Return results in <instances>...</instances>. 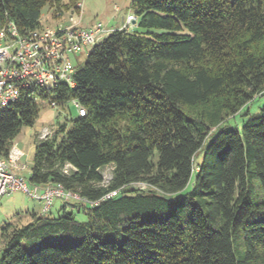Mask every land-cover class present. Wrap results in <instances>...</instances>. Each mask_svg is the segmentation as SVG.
<instances>
[{
    "label": "trees",
    "instance_id": "1",
    "mask_svg": "<svg viewBox=\"0 0 264 264\" xmlns=\"http://www.w3.org/2000/svg\"><path fill=\"white\" fill-rule=\"evenodd\" d=\"M80 2L0 0V25L34 29L47 5L75 12ZM130 8L134 25L93 47L75 87H29L0 111L7 158L22 127L34 125L38 98L86 109L51 136L35 134L29 178L81 199L6 223L0 264H264V103L241 128L227 126L264 96V0Z\"/></svg>",
    "mask_w": 264,
    "mask_h": 264
},
{
    "label": "built area",
    "instance_id": "2",
    "mask_svg": "<svg viewBox=\"0 0 264 264\" xmlns=\"http://www.w3.org/2000/svg\"><path fill=\"white\" fill-rule=\"evenodd\" d=\"M78 5L82 6V1ZM135 19L134 14L128 15V21ZM80 22L70 17L69 21L58 22L56 26L41 23L23 32L12 21L0 25L1 111L18 101L29 87L40 89V92H50L61 83L75 87V56L85 48L95 46L116 29H121L107 27L102 22L82 27ZM48 100L53 106L59 105L55 100ZM73 102L79 115H85L86 109L76 100ZM22 156V151L16 146L11 148L7 158L0 156V198L22 191L41 201L43 213L51 211L56 199H81L77 193L59 184L31 183L19 172L25 167L19 163Z\"/></svg>",
    "mask_w": 264,
    "mask_h": 264
},
{
    "label": "rangeland",
    "instance_id": "3",
    "mask_svg": "<svg viewBox=\"0 0 264 264\" xmlns=\"http://www.w3.org/2000/svg\"><path fill=\"white\" fill-rule=\"evenodd\" d=\"M66 1V0H65ZM82 6H79V10L72 12L73 7L58 8L55 9L54 6L47 5L42 14V23L45 25L56 26L58 22L69 21L70 17L75 18L76 21L81 20L80 25L82 27H89L90 22L98 23L102 22L104 25H122V17L125 18L124 24L131 26L132 21H128V15L134 14L131 7L132 0H81ZM108 21L110 23H108ZM123 27V26H122ZM121 27V28H122ZM94 46H89L77 54L74 58L76 65H81L87 59L88 54L91 52ZM37 103L39 105L38 117L32 126H23L19 134L14 139L12 147H18L23 156L21 157L19 163L21 166H25L21 170L28 180L31 175V169L33 165V158L35 154V134L37 133L39 138H44L48 135H53L58 128V122H65L67 119L77 116L78 110L77 106L73 101H68L63 105L59 104L53 106L48 99L38 98ZM264 103V96H256L249 104L242 107L241 110L234 116H229L227 121V126L230 128H241L244 122L249 116H255L260 114L261 105ZM1 111V109H0ZM247 112L249 116L247 115ZM217 127L211 129L210 135L207 142L211 141L212 135ZM48 133V134H47ZM46 135V136H45ZM202 152L198 153V160L202 157ZM71 165H66L65 171H71ZM112 165H108L101 170L103 175V184H107L112 177ZM134 188L147 189L148 186L145 183H134L132 185ZM70 201V200H69ZM68 201V202H69ZM39 200H36L22 191H16L9 193L0 198V233L2 227L8 222L15 223L19 221L20 224H26L31 220V215L26 212L28 208H40ZM74 203V200L70 201ZM69 202V203H70ZM76 203V202H75ZM64 201L61 199H56L53 208L48 213H43L41 215L53 216L57 215L60 208L63 206ZM42 207V205H41ZM70 207V206H69ZM38 211V209L36 210ZM20 214V218H16V215ZM79 215V214H78ZM1 241V239H0ZM3 249V244L0 243V260L1 252Z\"/></svg>",
    "mask_w": 264,
    "mask_h": 264
},
{
    "label": "crops",
    "instance_id": "4",
    "mask_svg": "<svg viewBox=\"0 0 264 264\" xmlns=\"http://www.w3.org/2000/svg\"><path fill=\"white\" fill-rule=\"evenodd\" d=\"M80 21H81V20H80ZM121 21H122V23H123L122 25H120V24H117V25L107 24L106 26H107V27H112V28H121V27L124 25L125 18L122 17ZM110 22H111V21H110ZM110 22L108 21V23H110ZM134 23H135V21L132 22V25H134ZM93 24H94L93 22H90V23L88 24V26H92ZM132 25H131V26H132ZM19 172H21V171H19ZM38 203H39V205H40V208H37L38 211H36V210H37L36 208H34V209L28 208V209L26 210V212H27V213H30V212L34 211V212H37V213L40 215V214H41V211H42V207H41L42 203H41V201H39ZM52 208H53V207H52ZM51 210H52V209H51Z\"/></svg>",
    "mask_w": 264,
    "mask_h": 264
}]
</instances>
